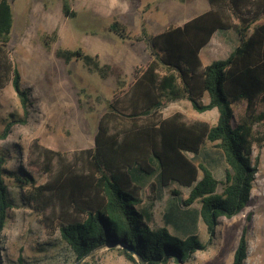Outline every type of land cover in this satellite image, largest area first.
<instances>
[{
  "label": "trees",
  "instance_id": "trees-1",
  "mask_svg": "<svg viewBox=\"0 0 264 264\" xmlns=\"http://www.w3.org/2000/svg\"><path fill=\"white\" fill-rule=\"evenodd\" d=\"M207 3V11L182 25H169L148 36L151 59L134 69L131 83L124 87L118 81V90L97 121L91 148L53 150L34 138L25 164L16 172L6 168L9 154L0 149V239L14 207L5 177L25 189L24 204L39 214L46 233H58L77 261L107 246L116 247L134 264H184L206 250L207 244L196 236L180 239L166 227L150 226L158 193L172 184L189 189L188 197L179 200L181 205H200L196 217L206 227L208 243L219 219H231L248 205L257 174L253 149L264 147V0ZM11 7L10 0H0V91L10 84L27 115L30 90L21 86L20 71L7 46ZM69 8L64 0L62 14L74 18ZM229 30L238 38L237 48L224 60L203 65L201 49L216 31ZM109 31L127 39L118 22ZM55 36L46 35L45 45ZM55 55L68 64L81 61L102 79L110 73L97 55L81 48L57 49ZM182 100L199 114L215 108L217 122L210 125L178 111L163 116L164 107ZM10 117L0 141L15 124L25 123ZM206 142L214 143L223 155L221 193L212 171L187 156H199ZM32 172L45 175V181L37 184ZM172 194L179 196L176 190ZM174 215L170 211L165 218H181ZM250 217L248 213L246 221ZM247 233L244 225L231 264H245Z\"/></svg>",
  "mask_w": 264,
  "mask_h": 264
},
{
  "label": "rangeland",
  "instance_id": "rangeland-1",
  "mask_svg": "<svg viewBox=\"0 0 264 264\" xmlns=\"http://www.w3.org/2000/svg\"><path fill=\"white\" fill-rule=\"evenodd\" d=\"M63 1L10 0L13 25L7 46L20 71L21 86L30 90L27 115L10 84L0 91V133L10 114L15 121L25 120L24 124H15L0 141V149L9 154L6 168L10 171L16 172L25 164L28 145L34 138L53 150L91 148L97 121L118 90V81H123L125 87L133 80L134 69L151 59L148 36L169 25H182L208 9L207 0H67L74 14L70 18L62 14ZM113 22L124 26L126 40L109 31ZM53 33L54 40L45 45L44 37H52ZM229 36L233 32L216 31L203 53L210 51L216 61L224 60L222 55L232 48L233 42L228 41L220 55L216 39ZM234 42H238L236 37ZM77 48L90 56L97 55L101 64L110 68L108 77L102 79L89 73L81 61L68 64L55 55L57 49ZM184 104L171 103L161 113L168 117L180 109L210 125L217 122V111L199 114ZM187 156L195 165L203 163L212 171L219 182L217 193H221L226 166L214 143L206 142L197 157ZM253 162L257 174L248 205L231 219H219L210 243L205 225L196 217L200 205L185 207L179 203L188 197V188L172 184L158 193L150 226L166 227L180 239L193 235L207 244L206 250L194 253L184 264H231L244 225L248 227L245 264H264V147H254ZM31 175L37 184L45 181V175ZM5 182L14 207L9 210L1 233L0 264H134L110 246L93 250L77 261L58 233H46L39 214L27 202L24 204L21 194L25 189H19L9 177H5ZM172 190L179 196L173 195ZM170 211L181 218L167 221L165 215ZM248 213L250 221L245 218Z\"/></svg>",
  "mask_w": 264,
  "mask_h": 264
},
{
  "label": "crops",
  "instance_id": "crops-1",
  "mask_svg": "<svg viewBox=\"0 0 264 264\" xmlns=\"http://www.w3.org/2000/svg\"><path fill=\"white\" fill-rule=\"evenodd\" d=\"M208 10V9H207ZM206 10V11H207ZM203 13V12H202ZM185 23V22H184ZM174 25V24H173ZM180 25V24H179ZM162 31V30H161ZM229 31H231V32H233L232 30H229ZM216 33V32H215ZM215 33L213 34V36H212V38H211V40H210V42H209V44L206 46V47H208L209 45H211V42H212V39H213V37H214V35H215ZM235 37H236V34L233 32V36H229V37H220V38H218V39H216V45H217V47H218V51H219V54L221 55V52L223 51L222 49L223 48H225L224 46H225V44L228 42V41H231V42H233V45H232V48L230 49V50H227V52H225V54L224 55H222V56H225V57H227L234 49H236L237 48V46H238V44H239V41H238V38L236 37V40L238 41L237 42V44H235V42H234V40H235ZM205 47V48H206ZM205 48H203V49H201V51H200V60H201V62H202V64L203 65H205V66H207V65H209L210 63H212L213 61H215V59H216V56L213 54V53H211L210 51H204V53H203V50L205 49ZM221 51V52H220ZM218 56V55H217ZM174 102H177V103H186V104H184L185 105V107H191L190 106V103L188 102V101H186V100H182V101H174ZM174 102H171V103H174ZM170 103V104H171ZM169 105V104H168ZM179 110V111H178ZM177 111L178 112H181L180 111V109H178ZM212 110H214V111H216L215 110V108L214 109H212ZM212 110H210V111H212ZM164 117H166V116H164ZM198 119V118H197ZM198 120H201V121H203L204 119H198ZM154 182H156V180L154 179ZM174 185V184H173Z\"/></svg>",
  "mask_w": 264,
  "mask_h": 264
},
{
  "label": "water",
  "instance_id": "water-1",
  "mask_svg": "<svg viewBox=\"0 0 264 264\" xmlns=\"http://www.w3.org/2000/svg\"><path fill=\"white\" fill-rule=\"evenodd\" d=\"M83 260V259H82Z\"/></svg>",
  "mask_w": 264,
  "mask_h": 264
}]
</instances>
